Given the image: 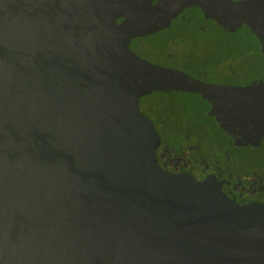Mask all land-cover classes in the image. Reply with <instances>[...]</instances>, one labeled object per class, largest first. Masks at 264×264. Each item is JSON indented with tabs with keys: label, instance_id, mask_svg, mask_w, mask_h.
<instances>
[{
	"label": "water",
	"instance_id": "95a60500",
	"mask_svg": "<svg viewBox=\"0 0 264 264\" xmlns=\"http://www.w3.org/2000/svg\"><path fill=\"white\" fill-rule=\"evenodd\" d=\"M191 5L264 21V0H0V264H264V204L162 168L139 108L161 74L221 90L127 46Z\"/></svg>",
	"mask_w": 264,
	"mask_h": 264
},
{
	"label": "flooded vegetation",
	"instance_id": "af4514ba",
	"mask_svg": "<svg viewBox=\"0 0 264 264\" xmlns=\"http://www.w3.org/2000/svg\"><path fill=\"white\" fill-rule=\"evenodd\" d=\"M127 31L135 34L136 24ZM127 46L154 65L221 88L206 96L176 90L166 82L179 79L161 74L165 82L139 97L160 140L159 165L174 173L211 171L229 199L264 204V21L219 17L191 5L169 25L130 37Z\"/></svg>",
	"mask_w": 264,
	"mask_h": 264
},
{
	"label": "rangeland",
	"instance_id": "374dc122",
	"mask_svg": "<svg viewBox=\"0 0 264 264\" xmlns=\"http://www.w3.org/2000/svg\"><path fill=\"white\" fill-rule=\"evenodd\" d=\"M178 97H179V95H176V100H179Z\"/></svg>",
	"mask_w": 264,
	"mask_h": 264
}]
</instances>
